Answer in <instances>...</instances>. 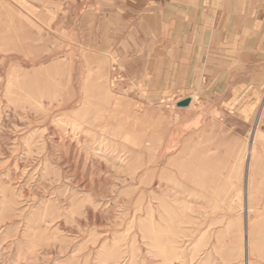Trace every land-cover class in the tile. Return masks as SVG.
Listing matches in <instances>:
<instances>
[{
    "label": "rangeland",
    "instance_id": "rangeland-1",
    "mask_svg": "<svg viewBox=\"0 0 264 264\" xmlns=\"http://www.w3.org/2000/svg\"><path fill=\"white\" fill-rule=\"evenodd\" d=\"M142 1L0 0V264H264V66L195 92Z\"/></svg>",
    "mask_w": 264,
    "mask_h": 264
},
{
    "label": "crops",
    "instance_id": "crops-1",
    "mask_svg": "<svg viewBox=\"0 0 264 264\" xmlns=\"http://www.w3.org/2000/svg\"><path fill=\"white\" fill-rule=\"evenodd\" d=\"M145 18L157 58L178 68V80L194 84L195 92L221 82L233 92L227 96H241L244 83L260 81L264 0H154Z\"/></svg>",
    "mask_w": 264,
    "mask_h": 264
},
{
    "label": "water",
    "instance_id": "water-1",
    "mask_svg": "<svg viewBox=\"0 0 264 264\" xmlns=\"http://www.w3.org/2000/svg\"><path fill=\"white\" fill-rule=\"evenodd\" d=\"M190 103H191V100L188 98V99H185V100L179 102L178 106L185 108V107H188L190 105Z\"/></svg>",
    "mask_w": 264,
    "mask_h": 264
},
{
    "label": "bare ground",
    "instance_id": "bare-ground-1",
    "mask_svg": "<svg viewBox=\"0 0 264 264\" xmlns=\"http://www.w3.org/2000/svg\"><path fill=\"white\" fill-rule=\"evenodd\" d=\"M192 103H193V101H191V103H190V105L188 107H191Z\"/></svg>",
    "mask_w": 264,
    "mask_h": 264
}]
</instances>
